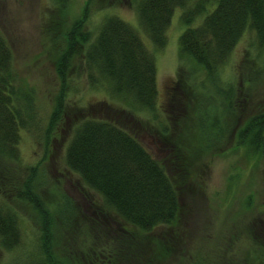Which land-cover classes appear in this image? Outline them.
I'll use <instances>...</instances> for the list:
<instances>
[{
    "label": "rangeland",
    "instance_id": "374dc122",
    "mask_svg": "<svg viewBox=\"0 0 264 264\" xmlns=\"http://www.w3.org/2000/svg\"><path fill=\"white\" fill-rule=\"evenodd\" d=\"M181 13L174 9L167 41L158 47L140 24L135 0H0V33L11 50L27 122L19 130L16 156L4 155L0 164L2 180L18 187L9 197L0 183V204L18 216L20 230L16 245L0 246V264H52L43 244L41 209L57 225L56 263L91 264L85 253L92 244L100 247L94 264H104L103 254L111 249L120 251L119 264H242L253 257L252 233L264 232V155L243 142L240 131L264 112V55L247 28L210 80L193 59L179 57ZM109 16L130 24L154 57L152 108L114 93L112 81L85 57ZM232 91L229 109L226 92ZM60 100V115L50 125ZM203 115L207 128L200 131ZM88 116L125 129L162 164L179 202L171 224L130 234L137 228L107 210L102 196L68 167L67 145ZM27 182L36 208L17 197ZM99 224L123 234L116 232L118 239L111 241Z\"/></svg>",
    "mask_w": 264,
    "mask_h": 264
},
{
    "label": "trees",
    "instance_id": "16d2710c",
    "mask_svg": "<svg viewBox=\"0 0 264 264\" xmlns=\"http://www.w3.org/2000/svg\"><path fill=\"white\" fill-rule=\"evenodd\" d=\"M135 2L140 24L158 47H163L167 41L166 29L174 9L182 10L180 17L185 29L178 40L179 57L193 59L210 80L216 76L247 28L255 32L264 55V0ZM74 39L72 36V41ZM85 57L112 81L114 93L148 108L154 106L157 95L154 57L136 30L123 19L107 17L97 38L87 47ZM63 63L62 69L65 67ZM61 78L62 89H66V77L62 72ZM226 93V105L230 109L235 92ZM56 108L50 125L60 115L61 100ZM198 119H201L200 131L207 128V116ZM26 123L16 89L11 50L0 33V164L5 161L4 155L16 156L19 130ZM247 124L240 131V139L250 148L260 149L264 155V112L250 118ZM65 157L68 167L79 173L82 180L102 196L107 210L114 212L125 224L137 228L136 231L130 230V234L141 236L159 225H169L175 219L179 210L178 196L164 167L135 136L113 122L95 116L82 119L74 128ZM0 183L3 194L9 197L16 194L18 187L7 185L1 177ZM31 189L27 182L24 188L18 189L17 197L32 205L38 204L37 196ZM3 206L6 205L0 204V246L11 248L20 239L18 216L10 207ZM64 209L66 213L67 207ZM38 211L40 217L45 219L41 227L45 252L52 264H62L54 262L53 256L52 233L57 225L50 223L43 209ZM65 213L64 220H69ZM99 226L105 230L104 237L111 241L118 239L116 232L123 234L121 229L102 224ZM123 230L127 229L124 227ZM260 231L254 230L252 233L257 244L253 257L247 256L242 264H264V232ZM123 237L121 235L120 238ZM97 248L100 249L99 246L94 248L92 244L85 253L90 256L91 264L100 256ZM112 251L103 254L106 257L104 264H119L120 251Z\"/></svg>",
    "mask_w": 264,
    "mask_h": 264
}]
</instances>
